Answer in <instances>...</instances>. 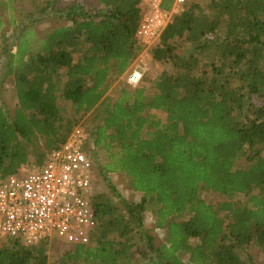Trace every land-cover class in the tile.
<instances>
[{
	"label": "trees",
	"instance_id": "trees-1",
	"mask_svg": "<svg viewBox=\"0 0 264 264\" xmlns=\"http://www.w3.org/2000/svg\"><path fill=\"white\" fill-rule=\"evenodd\" d=\"M97 2L71 3L59 11L66 25L42 37L31 26L16 31L4 49L17 103L11 113L0 96V178L31 156L43 165L91 114L111 197L93 199L89 244H65L51 261L48 243L13 241L0 246V264H185L186 256L189 264H252L248 249L264 250V0H211L208 15L195 6L176 15L152 52L171 71L149 92L126 88L117 99L107 97L112 81L143 53L140 0ZM1 27L0 16V48ZM241 160L249 167L238 168ZM112 171L129 178L140 202L116 191L105 178ZM200 185L226 200L208 204ZM148 212L167 231L165 244L143 227Z\"/></svg>",
	"mask_w": 264,
	"mask_h": 264
},
{
	"label": "built area",
	"instance_id": "built-area-1",
	"mask_svg": "<svg viewBox=\"0 0 264 264\" xmlns=\"http://www.w3.org/2000/svg\"><path fill=\"white\" fill-rule=\"evenodd\" d=\"M171 2L170 10L164 3ZM189 0H140L141 19L135 39L148 54ZM144 55V54H143ZM143 74L135 70L126 83L137 88ZM90 133L76 127L66 142L50 151L43 165L30 160L13 175L0 178V243L18 241L26 247L56 241L89 244L97 226L95 168L85 151ZM91 149L94 146L91 142Z\"/></svg>",
	"mask_w": 264,
	"mask_h": 264
},
{
	"label": "rangeland",
	"instance_id": "rangeland-1",
	"mask_svg": "<svg viewBox=\"0 0 264 264\" xmlns=\"http://www.w3.org/2000/svg\"><path fill=\"white\" fill-rule=\"evenodd\" d=\"M81 3L87 6H91L92 8L98 7L97 0H2L0 5V16L2 19V27L1 33L4 36L3 43L0 48V96L2 97V101L8 107L9 111L13 113L15 111L16 106V96L13 86V80L11 78H6L5 74V64L6 58L4 49H8L9 46H13L16 44V31H20L22 29H26L30 27V29L39 36H45L47 33L52 31V29L66 25V21L64 20L62 14L59 11L68 7L71 3ZM211 0H189L185 7H182V12L187 9H193L195 6V10L199 14H210V6ZM49 7V8H48ZM48 8V9H47ZM41 12L42 10H46ZM181 12V13H182ZM180 13V14H181ZM152 51H149L148 54L142 53L139 55L137 60L132 64L131 68L121 77H116L112 83V87L110 88L107 97L111 99H117L122 91V89H135L130 87L127 81V75L132 76L135 70H139L143 74V81H141V85L137 88H145L147 92H149L150 87L153 81L161 74L163 71H171V65L166 63H159L153 57ZM144 54V55H143ZM63 104V103H62ZM160 118L165 120V116L162 114L156 113ZM92 115H85L83 118L79 119V123L76 127L81 126L85 128L88 132L93 127L92 123ZM75 127V128H76ZM74 128V129H75ZM90 133V132H89ZM91 139L87 142L85 146V151L89 153V155L93 159L94 168H95V180H96V197L99 195H104L105 197H111V193L109 188L104 182L103 176L100 175V165H104L107 161L104 153L92 151L91 149ZM96 152V154L94 153ZM32 158V156H31ZM35 160L34 158H32ZM99 165V166H98ZM238 168H248L249 164L246 160H241L237 163ZM111 171V170H110ZM113 173L106 174L105 178H108L112 181V184L115 186L116 191L128 202L130 203H138L141 201V195L135 194V192L131 189V183L129 178L125 175L120 174L119 171H112ZM201 189L199 191L201 199H203L208 204L218 205L220 202L226 200V197L223 195H219L215 192L208 191L204 189L203 185H200ZM236 200L246 201V198L243 196L236 198ZM125 215V214H124ZM224 218L228 217L227 214H222ZM146 223L150 229L152 228L153 221L148 217ZM164 239V238H163ZM56 241H52L49 244L50 249V260L55 261V259L60 258V256L64 253L66 249L65 244L60 242L57 238ZM157 240L160 242L161 239L158 237ZM8 241L5 243H0V246L8 245ZM52 243V244H51ZM71 248V246H67ZM144 247V246H142ZM247 255L251 257L252 264H264V250H260L255 247H250L248 249ZM139 259H136V261ZM183 261L186 264L188 262V256L183 257ZM79 264H86L84 262H80Z\"/></svg>",
	"mask_w": 264,
	"mask_h": 264
},
{
	"label": "crops",
	"instance_id": "crops-1",
	"mask_svg": "<svg viewBox=\"0 0 264 264\" xmlns=\"http://www.w3.org/2000/svg\"><path fill=\"white\" fill-rule=\"evenodd\" d=\"M135 194H138V193H135ZM148 217H150V219L153 221V224L151 226L152 227L151 229H150V227H148V224L146 223ZM155 225H156V220H155V217H153V214L150 213V212L146 213L145 222H144V226L143 227H145L148 231H150V233L152 234V236L155 237V244L157 246L158 245H161V244H165L166 237H167V231L164 230V229H160V228L156 227ZM158 237L161 239L160 242L157 240ZM134 243L135 244L138 243L141 246V248H142V246H145L144 242L141 241V239H139V238L137 239L136 242L134 241ZM137 259H139V260L136 261V259H135L132 262V264H147V260H143L141 257H139ZM188 260H189V256H188Z\"/></svg>",
	"mask_w": 264,
	"mask_h": 264
}]
</instances>
